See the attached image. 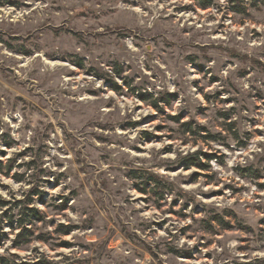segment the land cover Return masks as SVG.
<instances>
[{
	"label": "rangeland",
	"instance_id": "rangeland-1",
	"mask_svg": "<svg viewBox=\"0 0 264 264\" xmlns=\"http://www.w3.org/2000/svg\"><path fill=\"white\" fill-rule=\"evenodd\" d=\"M0 160L8 264H264V0H0Z\"/></svg>",
	"mask_w": 264,
	"mask_h": 264
},
{
	"label": "trees",
	"instance_id": "trees-1",
	"mask_svg": "<svg viewBox=\"0 0 264 264\" xmlns=\"http://www.w3.org/2000/svg\"><path fill=\"white\" fill-rule=\"evenodd\" d=\"M204 5V7H208L209 5H210V2H208V3H204L203 4ZM183 125H185V126H187V129H188V124L187 123H185V124H183ZM194 156L196 157V156H199L198 154H194ZM207 158H210V157H207ZM190 159V158H189ZM195 164H199V163H197V161L196 160H194V159H191V160H189V161H187L186 163H185V165L187 166V167H189V166H192V165H195ZM10 169H12V165H8L7 167H6V170H5V167L3 166V163L1 162V160H0V172H4V173H6L5 171H11ZM136 177V176H135ZM27 216H31V214L29 213H27ZM36 219H38V220H42L43 218L42 217H37L36 216ZM25 224V222H22L21 223V225H24ZM26 230V229H25ZM26 232V231H25ZM25 232L24 233H22L19 237H20V239L24 236V234H25ZM16 246H19V245H21V243H19V242H17V240H16V244H15ZM1 261V260H0ZM1 263L2 264H8L7 262H5L4 260L3 261H1Z\"/></svg>",
	"mask_w": 264,
	"mask_h": 264
},
{
	"label": "bare ground",
	"instance_id": "bare-ground-1",
	"mask_svg": "<svg viewBox=\"0 0 264 264\" xmlns=\"http://www.w3.org/2000/svg\"><path fill=\"white\" fill-rule=\"evenodd\" d=\"M46 62H47V63H50V62H49V61H47V60H46ZM52 63H54V62H52ZM56 64H60V65H61V64H62V65H67L66 63H63V62H61V63H60V62H58V63H56Z\"/></svg>",
	"mask_w": 264,
	"mask_h": 264
}]
</instances>
